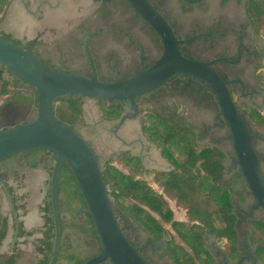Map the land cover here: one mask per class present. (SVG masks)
<instances>
[{
    "label": "flooded vegetation",
    "instance_id": "af4514ba",
    "mask_svg": "<svg viewBox=\"0 0 264 264\" xmlns=\"http://www.w3.org/2000/svg\"><path fill=\"white\" fill-rule=\"evenodd\" d=\"M13 1L8 0L5 14ZM36 1L19 0V6L25 11L21 15V25L30 33L47 26L55 27L61 33L67 28L70 29L72 44L77 50L74 60L69 59L65 50L57 55L48 52L45 42L38 33L24 39L17 37L15 33L6 34L0 28V36L26 46L34 41L35 44L31 45L32 51L51 69L86 76H93L95 69L100 81H121L141 72L143 66L149 68L162 55L163 47L159 37L126 0H81L72 13H67L66 17L59 16L55 22L48 21V16L54 12L55 1L41 0L35 8H32ZM249 1L257 0H176L180 15L172 17L167 9L170 0H149L169 22L179 40L202 36L182 46L183 55L203 62H215L212 68L223 80L229 82L230 94L245 120H248V113L252 109L261 111L264 107V40L253 27L248 16L246 5ZM117 8L130 12L131 22L143 23L148 33L153 36L154 46L158 49L156 55L151 57L140 39L120 28L116 29V33L126 39L129 46L135 50L137 56L134 59H122L115 50L97 47L104 30L101 26H96L93 20L105 21L110 17L113 9ZM42 10L44 17L41 22H34L30 16L25 15L26 13L34 16ZM196 10L199 12L197 18L186 25L182 17L191 15ZM67 20H71V25L66 28L64 22ZM70 62L76 67L70 66ZM3 74L12 81V84L16 83L7 70ZM17 85L15 96H5L0 100V125L16 121L20 115L19 110L31 109L28 122L36 117L34 106H37V93L22 81ZM97 101L100 105L102 122L108 124L102 129H106L109 133L113 132L112 140L107 139V141L116 148H112V155L106 161L114 160L117 164L119 156L123 153H129L131 157L137 158L142 168L141 181L163 194L165 199L168 198L161 192L156 179L159 173H170L175 170V158L167 154L166 145H161L147 136L145 127L154 122L148 119V114H158L165 121H171L182 128L192 127L201 149L217 148L224 153L223 165L227 174L230 172L233 176L240 169L236 164L230 129L222 115L220 104L214 93L203 82L194 80L190 76L175 75L156 91L138 97L135 106L139 110V116L121 129L119 137H116L114 132L120 117L129 109L130 103L108 104L123 108L119 118L111 119L104 112L100 100ZM206 108L214 110V123L205 126L198 134L196 124L198 118L194 117V114ZM131 112L134 114L135 110ZM83 119L84 125H76L75 130L99 156L92 141L83 135L82 128L93 131L84 111ZM213 132H224V135L213 136ZM227 141L231 144V153L223 147ZM254 143L257 147L256 139ZM39 150L41 151L36 155L29 151L0 160V264H50L53 257L55 220L51 200V177L56 158L54 159L46 149ZM62 196L58 194L56 180L60 233L54 264L63 262L72 264L69 256L85 259L96 250L90 243L89 237L88 240L78 241L72 236L75 220L72 221V217L75 214L64 205L65 200ZM32 197L35 198L34 203ZM169 201L178 206L176 201ZM75 205L73 204V207L78 213L83 209L86 210L80 200L76 207ZM255 205L256 200L250 192L244 194L243 202L236 201L234 212L237 217L239 237L235 251L229 252L225 246L217 243L214 236L204 234L205 247L212 255L215 264H264L259 255L258 245L253 244L250 238L253 222L256 220L264 222V210L255 208ZM65 213L68 215L66 216ZM81 214L87 219L85 211ZM155 216L168 234L161 232L150 235L135 225L121 224L131 243L149 264H169V262L174 264L167 253V244L171 238L176 239L177 242L179 239L168 224L158 215ZM84 223L85 221L79 224L80 229H83ZM50 234L53 236L48 238Z\"/></svg>",
    "mask_w": 264,
    "mask_h": 264
},
{
    "label": "water",
    "instance_id": "95a60500",
    "mask_svg": "<svg viewBox=\"0 0 264 264\" xmlns=\"http://www.w3.org/2000/svg\"><path fill=\"white\" fill-rule=\"evenodd\" d=\"M130 7L157 34L163 47L161 57L149 68L131 77L113 82L100 81L93 76L55 71L45 65L39 56L25 44L0 36V64L9 74L36 89L38 103L36 117L27 121L31 109L20 111L16 121L0 125V160L12 155L46 149L56 155L52 170L51 200L55 220V244L50 264H54L59 242V218L56 202V180L59 168L65 162L75 176L87 205L102 251L84 264H148L126 234L113 210V199L105 184L104 162L91 146L70 125L55 116V100L62 96H80L84 105L89 100L129 102L130 106L118 121L121 129L139 116L136 99L147 95L175 76H190L205 83L216 96L229 129L236 155V164L246 181L248 190L256 200L255 208L264 210V177L262 158L255 147L259 136L246 124L228 89L229 82L212 68L215 62H203L185 57L182 46L202 37L179 40L172 26L149 0H126ZM83 105V106H84ZM131 110H135L133 114Z\"/></svg>",
    "mask_w": 264,
    "mask_h": 264
},
{
    "label": "trees",
    "instance_id": "16d2710c",
    "mask_svg": "<svg viewBox=\"0 0 264 264\" xmlns=\"http://www.w3.org/2000/svg\"><path fill=\"white\" fill-rule=\"evenodd\" d=\"M7 3L8 0H0V23L5 16ZM246 9L253 27L264 40V0L249 1ZM34 44V41L29 42L26 48L32 51ZM6 70V67L0 64V100L5 96H15L17 84L21 82L14 78L16 83L12 84L10 79L4 77L3 73ZM30 87L36 92L35 87ZM100 102L109 118L115 119L121 116L122 106H108L117 101L100 100ZM37 103L38 97L36 105ZM54 105L55 116L62 122L70 125L74 130L76 125H84L82 97H58ZM36 108L37 106H34L35 110ZM147 117L154 120L152 125L147 124L145 127L147 136L161 145H166L167 154L175 158V170L170 173H159L156 179L161 192L168 199L141 181L142 168L139 161L129 153H123L117 160L118 165L114 160L106 161L103 171L117 220L126 225H135L150 235L161 232L168 234L155 216L158 215L169 225L180 241L179 243L171 238L167 244V253L174 264H215L212 255L205 247L204 234L214 236L217 243L225 246L229 252L236 250L239 236L234 210L236 201L243 202L244 194L249 192L246 181L240 169L229 178L223 165L224 153L217 148H199L192 127L182 128L171 121H165L158 114H148ZM245 122L252 132L257 135L262 134L259 129L264 127L263 112L252 109ZM183 137L187 139L182 140ZM40 151L34 150L31 153L36 155ZM46 151L52 154L54 159L56 158L51 151ZM57 190L58 194L65 197L64 205L72 213L76 212L73 204L78 200L86 208L80 212L81 214L85 211L87 214L82 231L96 246V252L85 259L69 256L72 264H84L88 259L98 255L102 247L75 176L65 162L59 168ZM169 200L176 201L178 206L185 209L186 220L175 219ZM122 230L125 233L123 227ZM251 231V241L258 245L260 258L264 262V222L254 221ZM52 236L53 234H50L48 238ZM140 255L144 258L141 253ZM144 260L147 262L145 258ZM104 264L112 263L108 261Z\"/></svg>",
    "mask_w": 264,
    "mask_h": 264
},
{
    "label": "rangeland",
    "instance_id": "374dc122",
    "mask_svg": "<svg viewBox=\"0 0 264 264\" xmlns=\"http://www.w3.org/2000/svg\"><path fill=\"white\" fill-rule=\"evenodd\" d=\"M41 0H37L35 3H33L32 8L36 7V4L40 2ZM34 2V0H32ZM19 0H14L13 3L8 7L6 14L0 23V28L3 32L6 34L15 33L17 37L20 38H31L32 36L36 35L37 33L41 36V39L45 42L47 51L50 53H53V55H57L62 50H65V53L69 57V59L74 60L76 58L77 50L74 48L72 44V33L70 29L67 27H70L71 20H67L64 22L67 30L65 32H59L55 27L47 26L42 27L38 31L28 32L22 25H21V15L22 12H25L24 9H22L19 5ZM22 3V2H21ZM45 8V7H44ZM168 11L171 13L172 17L180 15V10L177 6L176 0H170V5L167 8ZM199 14L198 10L194 11L191 15H187L182 17L183 22L186 25H189L194 19L197 18V15ZM26 16H30L34 22H41L44 17V11L42 10L40 13L36 15H30L26 14ZM95 22L96 26H101L104 30L103 36L98 40L97 47H103V49L106 50H115L117 51L120 56H122V59H134L137 56V53L135 50L129 46L126 39L123 37H120L116 33V29L120 28L122 30H126L127 32L133 34L135 37L140 39L146 46L150 56L152 57L154 54L156 55L158 49L155 48L154 42H153V36L148 33V31L143 26L142 22L133 23L131 22V13L127 12L125 10H122L120 8L113 9L112 14L110 17L105 21L100 20H93ZM70 66L76 67V65L72 62H70ZM263 73H264V64H263ZM205 113L204 115L202 113ZM264 114V107L263 110H261ZM84 115L87 119V122L93 127V131L87 128H82L83 135L88 140H91L93 145L95 146V149L98 151L99 158L102 162L106 161L111 155H112V147L110 143L107 141V139L112 140L113 138V132L109 133L106 129L103 130L102 127L108 126L107 123L102 122L101 119V112H100V105L97 100H89L84 105ZM194 117L198 118L196 121L198 134L202 130H204L205 126H211L214 123V110L211 109H205L203 111H196L194 114ZM262 134H259L257 140V150L262 158V173H264V127L259 129ZM213 136H219L224 135V132H213ZM220 137V136H219ZM206 138V136L204 137ZM203 138V139H204ZM201 139V137H200ZM223 147L226 149V151L231 153V144L229 141L225 142ZM199 148H201L199 146ZM116 149V148H115ZM114 149V150H115ZM227 165H229L227 163ZM227 176L230 178L232 174L228 172ZM65 200V197L62 196ZM34 197H32V202L34 203ZM31 202V203H32ZM78 202V201H77ZM77 202L74 204L77 205ZM75 205V207H76ZM169 205L172 208L174 212V217L177 220H186L185 214L186 211L183 207H179L175 205L174 202L169 201ZM66 210V209H65ZM67 213H65L66 215ZM74 217H72V221L74 220V230L71 231L72 236L75 239H81V240H88L85 233L82 231V229L79 228V224H83V222H86V217H84V214H80L77 211L74 212ZM68 215V214H67ZM66 215V216H67ZM79 220H82L80 223ZM76 230V231H75ZM180 242V241H179ZM90 243L92 241L90 240ZM92 246L94 250H96V246L92 243ZM66 264V263H62ZM169 264H172V262H169Z\"/></svg>",
    "mask_w": 264,
    "mask_h": 264
},
{
    "label": "bare ground",
    "instance_id": "6f19581e",
    "mask_svg": "<svg viewBox=\"0 0 264 264\" xmlns=\"http://www.w3.org/2000/svg\"><path fill=\"white\" fill-rule=\"evenodd\" d=\"M55 7L54 12L48 16V21L55 22L59 16L66 17L67 13H72L75 7L81 2V0H54ZM147 157V156H146Z\"/></svg>",
    "mask_w": 264,
    "mask_h": 264
},
{
    "label": "crops",
    "instance_id": "0c3cea01",
    "mask_svg": "<svg viewBox=\"0 0 264 264\" xmlns=\"http://www.w3.org/2000/svg\"><path fill=\"white\" fill-rule=\"evenodd\" d=\"M185 219H186V214H185Z\"/></svg>",
    "mask_w": 264,
    "mask_h": 264
}]
</instances>
